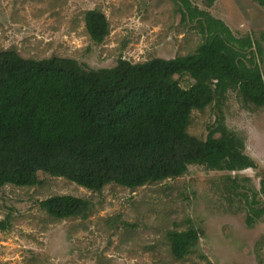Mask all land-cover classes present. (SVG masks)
Here are the masks:
<instances>
[{"label":"rangeland","instance_id":"obj_1","mask_svg":"<svg viewBox=\"0 0 264 264\" xmlns=\"http://www.w3.org/2000/svg\"><path fill=\"white\" fill-rule=\"evenodd\" d=\"M192 4L222 20L238 39L256 42L246 48L247 59L264 74V7L256 0ZM93 9L110 23L102 44L86 31L85 13ZM183 9L180 0H0V51L36 60L71 58L88 69L112 68L121 58L174 59L194 53L205 37L197 20H183ZM175 78L184 88L195 82ZM221 115L245 137L255 168L229 173L191 166L177 179L136 190L109 185L101 193L39 173L35 187L8 185L0 192V223L7 224L0 228V264H264V217L249 226L242 196L260 192L264 180V107L230 91L222 104L194 111L188 132L205 140ZM57 195L86 198L92 210L86 218L55 220L39 202ZM192 228L200 240L179 260L168 233Z\"/></svg>","mask_w":264,"mask_h":264},{"label":"trees","instance_id":"obj_2","mask_svg":"<svg viewBox=\"0 0 264 264\" xmlns=\"http://www.w3.org/2000/svg\"><path fill=\"white\" fill-rule=\"evenodd\" d=\"M201 1L211 8L216 0ZM256 1L264 7V0ZM180 2L183 20H197L205 35L186 56L144 63L121 58L112 68L88 69L71 58L0 51V192L8 185L35 187L39 173L101 193L109 185L136 190L177 179L191 166L229 173L256 167L245 153V137L230 130L223 115L205 140L188 132L194 111L222 104L230 91L264 107V74L246 54L256 42L238 39L192 0ZM84 21L96 44L110 35L101 10H88ZM176 76L195 82L184 88ZM261 184L252 197L242 194L249 226L264 217ZM39 206L55 220L86 218L92 210L90 200L72 195L51 196ZM0 228L7 229L6 222ZM168 238L182 260L200 233L173 230Z\"/></svg>","mask_w":264,"mask_h":264}]
</instances>
